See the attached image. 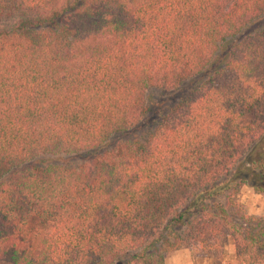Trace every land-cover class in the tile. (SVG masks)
<instances>
[{"label":"trees","instance_id":"1","mask_svg":"<svg viewBox=\"0 0 264 264\" xmlns=\"http://www.w3.org/2000/svg\"><path fill=\"white\" fill-rule=\"evenodd\" d=\"M263 16L264 0H0V264H164L228 238L264 264V215L234 199L264 196V26L245 33Z\"/></svg>","mask_w":264,"mask_h":264},{"label":"rangeland","instance_id":"2","mask_svg":"<svg viewBox=\"0 0 264 264\" xmlns=\"http://www.w3.org/2000/svg\"><path fill=\"white\" fill-rule=\"evenodd\" d=\"M263 26H264V16L260 20H258V22H256L252 27L248 28L245 31V33L251 32L256 28L263 27ZM150 92L153 95L154 99H156V101L165 99V93H164V91H162L160 89L151 90ZM260 142H258L260 144H257L254 151H256L257 149H260L264 146V145H262V143H264V139L261 140ZM234 199H235L236 203H238V205L244 209V212L246 215H248V216L249 215L250 216L264 215V196H260L258 194H255L250 187H248V186L241 187L240 190L235 194ZM230 248H232V241H231V239L228 238L225 241L222 252H227L228 250H230ZM189 250H191V249H189ZM199 255H200V253H199ZM203 255L212 256L209 254H203ZM212 257H215L216 259L221 258V256H219V257L212 256Z\"/></svg>","mask_w":264,"mask_h":264},{"label":"crops","instance_id":"3","mask_svg":"<svg viewBox=\"0 0 264 264\" xmlns=\"http://www.w3.org/2000/svg\"><path fill=\"white\" fill-rule=\"evenodd\" d=\"M164 264H238L233 260V249L222 252L221 258L203 255L189 249H180L170 254Z\"/></svg>","mask_w":264,"mask_h":264}]
</instances>
